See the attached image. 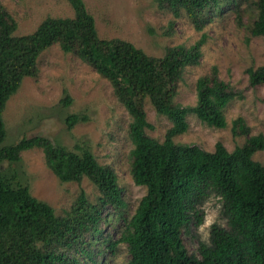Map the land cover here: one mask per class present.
Returning <instances> with one entry per match:
<instances>
[{
	"label": "trees",
	"instance_id": "1",
	"mask_svg": "<svg viewBox=\"0 0 264 264\" xmlns=\"http://www.w3.org/2000/svg\"><path fill=\"white\" fill-rule=\"evenodd\" d=\"M158 1L174 16L184 12L200 29L205 10L217 7L221 0ZM68 2L73 17H46L24 35L15 34L17 21L0 5V144L6 137L2 113L7 100L24 77L36 74L39 54L58 43L64 52L76 53L110 82L131 117V175L136 185L146 187V193L120 236L108 241L111 252L117 244H125L126 264H264V165L252 158L264 149L263 135H251L231 151L220 141L213 151H207L173 140L187 130L189 113L208 126L226 127L223 109L236 96L241 97L218 77L213 66L195 82L194 105L174 102L184 68L200 61L204 36L189 47H168L157 59L128 41L100 38L84 2ZM256 4L257 17L249 31L252 36H264V0ZM246 72L250 86L264 84V65L248 67ZM135 96L147 97L155 111L172 122L163 141L146 133L152 125ZM61 102L69 105L70 96L65 95ZM82 117L69 115L68 127ZM247 130L241 117L232 121L233 135ZM34 147L41 148L46 163L60 179L80 182L87 177L99 195L91 203L80 189L66 215L59 217L28 186L14 183L0 172V264H82L90 255V235L99 232L104 209L125 207L122 188L114 170L99 165L87 149L79 154L42 135L23 136L14 144L0 146V165L19 161L22 151ZM212 196L220 201L227 226L213 223L208 241H199L197 252L188 253L182 230L202 223V206Z\"/></svg>",
	"mask_w": 264,
	"mask_h": 264
},
{
	"label": "rangeland",
	"instance_id": "2",
	"mask_svg": "<svg viewBox=\"0 0 264 264\" xmlns=\"http://www.w3.org/2000/svg\"><path fill=\"white\" fill-rule=\"evenodd\" d=\"M82 1L94 17L100 38L128 41L157 59L164 56L168 47L179 44L189 47L204 36L200 61L184 68L174 102L194 105L195 82L199 76L210 73L213 66L218 77L241 97L236 96L223 109L226 127L208 126L189 113L187 130L174 135V142L213 151L215 143L220 141L231 151L251 135L264 137V84L250 86L246 72L248 67L264 65V36H252L249 31L257 17V0H221L217 7L205 10L200 29H196L184 12L174 16L158 0ZM0 5L17 21L16 35L32 33L46 17L74 16L68 0H0ZM65 95L71 98L67 106L61 102ZM135 102L145 110L152 125L146 128V133L163 141L172 122L158 114L147 97L135 96ZM72 114L82 115L83 119L68 127L66 120ZM238 117L248 130L233 135L232 121ZM2 119L6 137L0 146L14 144L23 136L42 135L79 154L87 149L99 165L114 170L125 207L104 209L99 232L90 235V255L82 264H126L129 254L125 244H117L112 252L106 245L120 236L146 187L133 182L130 153L133 145L128 136L131 117L115 96L110 82L76 53L64 52L54 43L39 54L36 74L24 77L7 100ZM252 158L264 165V149L257 150ZM0 172L14 183L28 186L30 193L52 206L59 217L66 215L80 189L91 203L99 195L87 177L80 182L60 179L37 147L22 151L17 162L4 161ZM202 210V223L182 230L188 253L197 252L199 241H208L213 223L227 226L216 197L208 198Z\"/></svg>",
	"mask_w": 264,
	"mask_h": 264
}]
</instances>
